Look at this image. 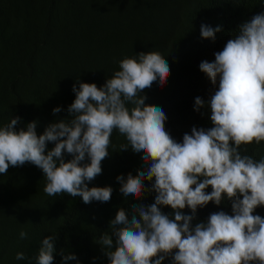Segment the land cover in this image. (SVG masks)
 <instances>
[{"label":"trees","instance_id":"trees-1","mask_svg":"<svg viewBox=\"0 0 264 264\" xmlns=\"http://www.w3.org/2000/svg\"><path fill=\"white\" fill-rule=\"evenodd\" d=\"M0 264H264V0H0Z\"/></svg>","mask_w":264,"mask_h":264}]
</instances>
